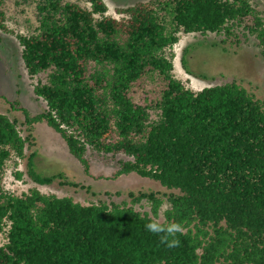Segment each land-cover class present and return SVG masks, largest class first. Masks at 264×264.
Masks as SVG:
<instances>
[{
	"label": "trees",
	"instance_id": "1",
	"mask_svg": "<svg viewBox=\"0 0 264 264\" xmlns=\"http://www.w3.org/2000/svg\"><path fill=\"white\" fill-rule=\"evenodd\" d=\"M40 0L30 35L15 36L33 94L46 105L17 122L0 114V264H264V100L235 82L194 92L174 77L180 34H214L230 45L253 37L264 58V14L250 0H147L107 14L103 0ZM183 67L186 69L184 59ZM156 76L164 84L149 105L133 88ZM151 113L156 118L151 119ZM45 123L89 176L88 154L116 158L114 178L135 174L168 191L163 224L178 223L168 248L145 225L156 220L158 193H129L151 216L125 203L81 205L36 189L15 196L1 187L10 161L26 160L35 184L34 125ZM19 179L21 173H16Z\"/></svg>",
	"mask_w": 264,
	"mask_h": 264
},
{
	"label": "rangeland",
	"instance_id": "2",
	"mask_svg": "<svg viewBox=\"0 0 264 264\" xmlns=\"http://www.w3.org/2000/svg\"><path fill=\"white\" fill-rule=\"evenodd\" d=\"M40 0H3V10L6 16L7 28L15 34L30 35L38 28L36 4ZM78 1L89 6L86 0ZM147 0H103L107 14L118 18L115 9L131 6ZM264 14V0H250ZM257 40L248 37L239 45H230L220 36L214 34H180L178 43L173 47L174 77L186 88L199 92L205 88L236 84L252 93L257 99L264 100V58L261 56ZM186 69L183 67L182 60ZM38 82L45 83L46 75L41 74L30 79L21 59V48L15 36L0 32V114L17 122L18 130L25 136L24 118L14 111L9 103L18 101L30 116H36L46 110V105L33 94V87ZM164 89L162 81L156 77L146 78L139 82L131 92L134 103L149 105L156 102ZM151 113V119H155ZM33 136L35 147L26 151V156L35 153L34 169L44 177L60 174L63 181L76 187L62 185L60 180H54L50 185H37L26 174V160H13L7 163L2 176L1 187L15 196L28 194L36 189L45 195L58 198L68 197L81 205L103 202L133 206L136 211L148 213L151 216V205L146 201L132 204L128 194L139 192H154L159 194L162 205L156 220L163 222V212L168 204L162 197L168 191L158 183L140 178L135 174L114 178L118 160H127L124 156L111 158L88 154L90 175L83 173L80 164L69 155L64 142L45 123L34 125ZM21 173L18 179L15 174ZM2 237H0V244Z\"/></svg>",
	"mask_w": 264,
	"mask_h": 264
},
{
	"label": "clouds",
	"instance_id": "3",
	"mask_svg": "<svg viewBox=\"0 0 264 264\" xmlns=\"http://www.w3.org/2000/svg\"><path fill=\"white\" fill-rule=\"evenodd\" d=\"M145 228L148 232L159 236L160 242L168 248H175L180 245V240L176 234L182 232V227L178 223L163 224L159 220H150Z\"/></svg>",
	"mask_w": 264,
	"mask_h": 264
}]
</instances>
